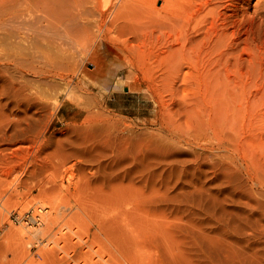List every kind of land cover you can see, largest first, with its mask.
Masks as SVG:
<instances>
[{"label":"rangeland","instance_id":"374dc122","mask_svg":"<svg viewBox=\"0 0 264 264\" xmlns=\"http://www.w3.org/2000/svg\"><path fill=\"white\" fill-rule=\"evenodd\" d=\"M102 1L0 0V264H264V0L186 85L185 0Z\"/></svg>","mask_w":264,"mask_h":264},{"label":"bare ground","instance_id":"6f19581e","mask_svg":"<svg viewBox=\"0 0 264 264\" xmlns=\"http://www.w3.org/2000/svg\"><path fill=\"white\" fill-rule=\"evenodd\" d=\"M103 1H102L103 5L101 4L102 7H106V6L110 5V0H103ZM222 1H225V0H185L186 4H184V6L186 5V7H185L186 9H185L184 13L180 14V17H179L180 18L179 19V21H180V29H179V31L175 30L174 24L176 25V23L172 22L173 23L172 27L174 28V30H173L174 33H172L173 35H171L170 44L168 42L169 40L167 41L168 45L166 43L167 51H165V52H167V56H168L167 57V60H168V63H167V72L168 73L167 74L175 83L182 82L185 85L186 84H192V83H199L200 76H194L192 73L191 74L188 73V75H185V76L182 77L183 66L184 65L187 66V67H193L194 66V64L200 58L203 50L204 49H208L207 48V42L205 43V41H208V43H210V45L212 44V42H214L213 39L215 41L219 40V39H221L222 41H225L226 38L222 39V37L225 34V32L227 31V29H225L226 26H227L226 22L229 21L230 18L228 20L227 16L224 15V14H228V12L227 13L225 12V10L229 8V6L227 7L226 4L225 5H226L227 8L226 9L223 8V9H225L224 10L225 13L223 14V17L222 18L221 17L217 18V16H221L222 15L219 12L220 10H218V12H217V9H218L219 6H221L220 3ZM224 3L228 4V2H224ZM229 3H230V6L234 7L235 2H234V5L233 4L231 5L230 1H229ZM216 5H218V6L216 7ZM222 6H224V5H222ZM182 12H183V9H182ZM261 13H264V12H261ZM187 14H189L190 16L187 15ZM234 15H236V14H234ZM187 16H188V18H187V21L185 23V21H184L185 19L183 20V18H186ZM232 17H234V16H232ZM219 21H222V22H219ZM244 21H245V24H247V22L249 23V21L251 22V20H249V21L248 20L247 21L244 20ZM233 22H231V23H233ZM240 22L238 21V23H240ZM219 23H222V24H219ZM236 23L234 22L233 24H236ZM242 23L244 24V22H242ZM227 24H228V22H227ZM243 24H240L239 27L241 28V25L243 26ZM222 25H224V27L221 29ZM235 27H237V25H235ZM235 27H233V28H235ZM239 27H237V28H239ZM262 27H264V26H262ZM219 29H221V30H223L225 32L222 31L223 33H220ZM221 34H223V35H221ZM236 35L238 36V33H236ZM220 36H221V38H218ZM231 38H235V37L231 36ZM221 40H219V42L216 41L217 44L215 42V45L213 43V45H214L213 48L215 49V51H216V48L219 45H222V44H223V46L225 44L224 48H227L226 51H229V50H232V49L234 51L233 45L236 44L234 40H232L234 42L233 44H232L231 41H229V43L230 42L231 43L230 44L228 43V45H226V43L222 42ZM213 48L212 49L210 48L211 50L209 49L210 52L212 50L214 51ZM214 52L213 53L211 52V54H214ZM216 52H219V51H216ZM219 53H220V54H218L219 57L221 59H223V60L225 59V61H226V58H223L225 53L224 54L221 53V52H219ZM227 55H225V56L227 57ZM229 61L230 60L226 61V63L227 62L229 63ZM211 64H213V63H211ZM211 70H213V69H211ZM191 102H193V101H191ZM197 102H196V105H197Z\"/></svg>","mask_w":264,"mask_h":264}]
</instances>
